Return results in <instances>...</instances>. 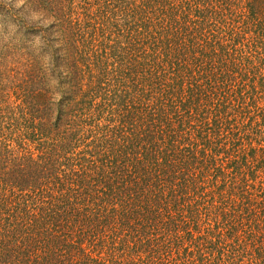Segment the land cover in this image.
Returning <instances> with one entry per match:
<instances>
[{"label": "trees", "instance_id": "16d2710c", "mask_svg": "<svg viewBox=\"0 0 264 264\" xmlns=\"http://www.w3.org/2000/svg\"><path fill=\"white\" fill-rule=\"evenodd\" d=\"M0 264H264V0H0Z\"/></svg>", "mask_w": 264, "mask_h": 264}]
</instances>
